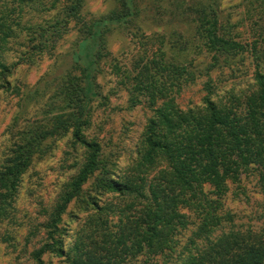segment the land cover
<instances>
[{
	"label": "trees",
	"instance_id": "obj_1",
	"mask_svg": "<svg viewBox=\"0 0 264 264\" xmlns=\"http://www.w3.org/2000/svg\"><path fill=\"white\" fill-rule=\"evenodd\" d=\"M55 1L65 6L37 27L31 39L33 52L53 51L69 34L70 24L75 23L79 35L71 55L72 66L57 78L59 88L47 105L43 120L28 122L15 136L13 159L0 172V223L12 210L21 178L35 158L47 151V141L74 130L75 140L87 148V161L72 191L52 216L47 227L48 243L35 255L37 264H45L43 257L48 253L66 264H127L142 255L149 259L164 256L171 261L175 257L173 264H264V237L252 231H238L234 216L225 210L223 202L227 181L238 182L251 167L257 172L264 195V50L228 37L220 10L222 0H195L192 5H187L186 0H161L163 13L175 10L178 16L192 22L211 62L191 65L190 57L196 51L202 54L203 46L192 45L189 40L176 42L168 52L161 51L166 56L163 55L161 65L154 62L153 66L139 67L134 87L136 100L144 92L152 98L168 97L182 81L195 83L225 68L234 71L236 67L240 71L246 54L253 62L254 85L250 92L234 98L238 104L235 111L209 98L204 109L188 112L171 100L164 102L148 122L139 159L126 171L123 183H119L101 160L100 145L82 141V131L90 122L92 103L99 97L97 77L108 56L109 34L117 28L135 27L143 12L138 0H116L115 11L99 19H87L83 14L84 0ZM243 2L249 13L257 14L264 23V0ZM0 4L8 6L6 0H0ZM9 28L10 23L0 17V44L6 38L2 36L9 35ZM135 31L138 38L145 37L140 27ZM158 40L165 38L160 36ZM5 71V65L0 64V74L3 72L4 76ZM164 73L169 77H163ZM205 89L211 92L212 85L207 83ZM40 91L30 92L27 99L40 95ZM19 121L20 118L16 119L14 127L20 125ZM162 163L167 167L149 181L150 172ZM95 174L93 197L83 187ZM206 184L213 187V196L206 194ZM106 195L124 200L141 198L143 202L126 201L128 207L117 214L111 203L100 204V196ZM75 200L80 201L88 217L67 251L63 216ZM139 205L142 209L131 213ZM183 206L193 212L195 220L181 212ZM112 214L119 220L114 229L109 227ZM187 230H191V235L189 242L183 244L176 239V232Z\"/></svg>",
	"mask_w": 264,
	"mask_h": 264
},
{
	"label": "rangeland",
	"instance_id": "obj_2",
	"mask_svg": "<svg viewBox=\"0 0 264 264\" xmlns=\"http://www.w3.org/2000/svg\"><path fill=\"white\" fill-rule=\"evenodd\" d=\"M186 1L187 5L195 3V0ZM6 2V8L0 4V17L10 23L9 35L2 36L6 38L0 44V64L6 67L5 75L3 72L0 74V172L13 159L12 150L19 131L28 122H39L45 117L44 111L59 88L57 78L72 66L71 55L79 35L75 23H72L69 34L53 51L35 54L31 43L33 33L60 13L65 3L55 0ZM84 3L83 14L87 19L102 18L118 8L116 0H84ZM138 3L143 12L139 23L125 30L114 29L108 36V56L102 62L101 75L97 77L99 97L93 101L90 122L82 131V141L100 145L101 160L112 172L111 177L119 183H123L126 171L139 159L148 122L164 102L171 100L179 109L188 112L204 109L205 100L209 98L219 106L226 104L235 111L238 104L234 98L250 92L254 85L253 62L250 54H246L244 64L238 65L241 66L240 71L236 67L234 71L233 68H225L195 83L182 81L168 97L156 95L152 98L144 92L136 100L134 87L139 67L153 66L154 62L161 65L164 60L161 51L168 52L176 42L189 40L192 45L203 46L202 54L196 51L190 57L191 65L211 62V56L198 39L191 21L178 16L175 10L163 13L161 0H138ZM220 10L230 39L264 50V23L257 14L249 13L243 0H222ZM160 14L158 19L155 18ZM136 27L141 28L143 39L138 38ZM160 36L165 40L160 42ZM163 77L168 78V73ZM207 83L212 85L211 92L205 89ZM36 89H41L40 95L27 99V95ZM18 118L20 125L16 128L14 125ZM73 131L57 140H48L47 151L35 158L21 178L12 210L0 223V264H37L35 255L48 243L47 227L52 216L63 204L67 193L72 191V185L87 161V148L75 140ZM166 167V163L159 164L155 171L150 172L149 181ZM96 176L83 187V191L92 192L93 197ZM227 184L223 202L225 210L234 216L237 230L252 231L264 237V195L257 172L251 167L238 182L229 180ZM204 189L208 197L214 192L209 184ZM100 199L102 205L111 203L117 214L128 207L129 202L126 201L143 202L141 198L124 200L116 195L100 196ZM142 207L137 206L131 213L136 214ZM181 212L191 221L195 220L188 208L183 206ZM87 217L79 200L70 204L63 216V239L67 251L72 248ZM118 221L116 214L110 215L109 227L114 229ZM190 231H177L176 239L183 244L189 242ZM136 259L127 264H143L145 261L173 264L176 261L175 257L171 261L164 256L149 259L142 255ZM43 261L45 264H66L65 260L50 253L43 257Z\"/></svg>",
	"mask_w": 264,
	"mask_h": 264
}]
</instances>
